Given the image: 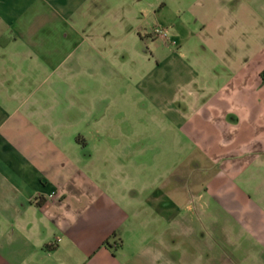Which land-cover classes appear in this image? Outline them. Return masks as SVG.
<instances>
[{
	"label": "crops",
	"instance_id": "crops-1",
	"mask_svg": "<svg viewBox=\"0 0 264 264\" xmlns=\"http://www.w3.org/2000/svg\"><path fill=\"white\" fill-rule=\"evenodd\" d=\"M143 2L0 0V264H264V212L229 178L251 156L250 118L221 96L245 88L232 55L216 60L222 79L214 66L195 90L183 69L179 85L144 87L168 125L192 124L210 142L166 180L124 161L152 137L105 132L124 121L109 114L117 98L107 103L105 72L92 76L91 62L114 53L111 32L143 22ZM253 4L210 0L202 25L213 35L251 23ZM173 43L152 37L157 53Z\"/></svg>",
	"mask_w": 264,
	"mask_h": 264
},
{
	"label": "rangeland",
	"instance_id": "rangeland-1",
	"mask_svg": "<svg viewBox=\"0 0 264 264\" xmlns=\"http://www.w3.org/2000/svg\"><path fill=\"white\" fill-rule=\"evenodd\" d=\"M143 1L144 6L140 7L143 10L134 14L135 20L143 19V22L135 21L130 24L133 27L132 33L129 32V27L111 32L107 38L116 41L109 42V46L115 49L114 53L105 57V60L91 62L92 76L103 75L105 72V86L110 87L107 103L111 101V97L117 98L116 109L108 110L109 114L111 112L115 119L124 121L120 126L108 123L105 132L133 134L140 138L145 135L152 137V141H139L136 146L137 154L124 158V161L147 170L156 182L162 181L161 178L166 180L170 171L174 173L189 160L190 148L196 145L206 147L210 142L204 140L201 132L198 133L192 124L183 126L181 131L168 125L161 113L154 108L144 87L149 84L157 86L163 82L179 85L178 77H173V74L174 71L183 69L194 83L195 90V83H199L203 76L207 78L209 70L214 66L219 79H222L228 69L224 67L225 62L216 60L219 55H232L234 66L241 70L240 76H236L235 80L238 85L243 82L245 88L240 92L224 93L221 96L231 100H227L233 111L231 113L239 118L249 116L251 123L249 126L245 125V129L250 127L248 145L251 156L247 158L249 165L245 166L244 172L241 170L239 173L229 174V178L248 194L251 206L264 212V151L259 150L264 149V9L260 11L258 0H255L251 7L255 10L250 16L251 23H243L236 18L225 28L210 35L215 31L212 30L214 27L202 25V17H207L210 13L201 11L202 5L207 7L210 0ZM148 3L159 5L150 8ZM227 7L221 9L225 10ZM222 10L216 17L224 23L223 16L227 14ZM117 15L120 13H114L112 17ZM250 24L254 27H249ZM158 28L167 31L168 38L176 44H168V47L165 46L167 49L163 48V51L157 53L152 37ZM211 37L213 44L209 43ZM227 42L225 47L228 50L221 45ZM83 46L81 50L87 49V45ZM166 56L167 61L160 63ZM176 95L181 98L184 94L180 91ZM169 107V111L173 112L177 105L172 102ZM256 151L262 152V155L260 152L256 155ZM240 160L235 157L233 162L239 164Z\"/></svg>",
	"mask_w": 264,
	"mask_h": 264
},
{
	"label": "built area",
	"instance_id": "built-area-1",
	"mask_svg": "<svg viewBox=\"0 0 264 264\" xmlns=\"http://www.w3.org/2000/svg\"><path fill=\"white\" fill-rule=\"evenodd\" d=\"M154 34L156 37L164 39V40H166L168 38L167 32L165 30H162L159 28L155 30ZM173 44H175V43H173Z\"/></svg>",
	"mask_w": 264,
	"mask_h": 264
}]
</instances>
